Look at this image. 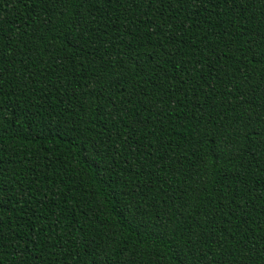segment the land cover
<instances>
[{
  "label": "trees",
  "instance_id": "1",
  "mask_svg": "<svg viewBox=\"0 0 264 264\" xmlns=\"http://www.w3.org/2000/svg\"><path fill=\"white\" fill-rule=\"evenodd\" d=\"M98 7L107 11L97 13L96 43L80 50L57 40L53 60L47 10L38 0H0V63L12 69L0 80V166L12 193L0 204V264H95L93 242L109 238L128 249V264H179L176 242H158L124 218L120 201L129 190L153 206L149 222L169 209L176 219L175 209L187 204L178 229L194 223L206 205L200 224L212 264H264V142L240 138L241 159L219 164V171L204 167L215 160L216 147L204 134L224 131L215 117L231 130V120L243 124L251 114L256 131L264 128V117H256L264 112V64L258 63L264 0L207 11L196 0L183 7L176 0ZM117 54L160 67L136 77L140 91L130 112L105 121L88 84L97 74L110 75L98 68L99 56L107 61ZM221 65L228 76H218ZM121 98L113 93L117 103ZM77 125L84 131H68ZM89 138L102 146L93 157L83 143ZM200 188L195 197L192 189Z\"/></svg>",
  "mask_w": 264,
  "mask_h": 264
},
{
  "label": "snow or ice",
  "instance_id": "2",
  "mask_svg": "<svg viewBox=\"0 0 264 264\" xmlns=\"http://www.w3.org/2000/svg\"><path fill=\"white\" fill-rule=\"evenodd\" d=\"M38 2L48 12L47 16L43 18V23L46 32L50 33V36L47 37L46 45L50 49L49 58L54 60L59 54L54 44L57 40L61 44H67L80 50H82L85 45L95 44L99 39L97 35L98 28L94 27L98 24V20L96 19L97 13L107 11L105 8L98 7V5L110 6L114 2L119 3L120 0H38ZM127 2L133 6H139L143 3L154 6L157 3H162L163 0H127ZM168 2L171 3L172 0H168ZM176 2L183 7V5L190 3V0H176ZM239 3L240 0H196L197 7L203 6L206 11L208 6L215 8L217 5L223 4L235 7ZM107 19L111 20L110 14H108ZM38 35L40 39H45L43 34ZM116 39H119V37H116ZM122 43L126 42L122 41ZM25 47H27V45H25ZM95 51L98 52V49ZM106 51L107 49L105 48V52ZM252 55H257L255 50H253ZM129 57H131V59H129ZM259 57L258 63L264 64V51L259 53ZM93 58H96L95 55ZM99 60L100 63L98 68L101 71L110 73V75L97 74V78L89 82L88 89L91 96L94 97V101L99 102L96 106V110L100 112L103 119L105 121L115 120L117 115L121 112H130L131 108L136 103L135 97L139 95L140 91L136 87V77L147 76L148 68H153L155 70L158 69L160 65L158 63L146 62L143 56L136 58L133 55L121 57L117 54L115 57H109L107 61H105L104 55H100ZM136 60L141 62L139 67L135 63ZM197 70L203 71L202 68ZM5 71L9 73L12 71L11 64L5 66L0 63V80L3 79ZM219 73H224L225 76H228L223 65L217 69L218 76ZM262 79H264V76H262ZM191 82L192 81L189 79L183 83L187 86V84ZM227 84L228 86L232 85L231 77H228ZM122 89L124 91H122ZM129 89L132 90L130 91ZM193 91H195V88H193ZM213 91H215L214 88ZM113 93L118 97L122 96V98L119 99V103L112 99ZM247 102L246 100L241 101L242 104ZM109 107H111V111H108ZM233 111H235V106H233ZM238 116L239 114L237 113V117ZM256 117H264V112H257ZM224 119H228V117H224ZM244 120L247 122L243 124H241L239 118L231 120L230 124L232 127L231 130H229V128L223 126L219 116L215 117L214 126L217 129L224 128V131L213 133L212 130L209 129L204 134L205 139H211L216 145L215 160H213L210 165L205 164V169L212 167L219 171V164L226 163L229 160L241 159V154L245 151V144L249 138H253L254 140L255 138H261L262 142H264V128L260 131H256L255 118L253 115L249 114ZM59 131L62 132L64 129H60ZM68 131L80 132L84 131V129L77 125L75 128H70ZM89 131L92 130L89 129ZM233 135L235 138L232 139L230 143L229 140ZM240 138L244 139L245 144L239 143ZM200 142L204 143L205 140H201ZM83 143L88 157L97 155V149L99 151L102 150L101 144L97 141H92L90 138ZM247 149L250 155H254L255 149L252 145L248 144ZM2 163V158H0V164ZM231 178L232 177H229V179ZM144 187H148V185L145 184ZM137 188H139V186H137ZM203 190L205 189H192V194H194L195 197H199L200 191ZM11 195L12 193L7 186V169L0 166V204ZM17 195L21 199L24 198L22 193H17ZM138 195L139 192L133 195L132 190H129L120 201L121 213L130 226L136 231H143L154 235L158 242H176L174 255L179 264H212V261L208 259L203 249V245L209 241L206 239L207 233L201 230L202 226L200 224V220L204 219L209 214L206 205L204 206L205 210L203 214L198 219L193 217L194 223L189 221L190 226L188 228L185 229L180 225L178 229V222L180 218L184 216L183 210L188 208L187 204L181 205L180 208L175 209V212L179 213L176 219H170L173 215V209H169V211L163 215L158 211L154 212L152 222H149L148 210L153 206L147 205V207H145L147 202L141 203L138 201ZM185 195H190V193L186 192ZM141 200H143L142 197ZM192 207H195V205L193 204ZM212 211H215V209ZM0 223H2V221H0ZM180 234L183 236V243L178 242ZM93 244L95 245L93 248V260L95 264H128V257L125 255L128 249L115 247V245L112 244L111 238L108 240L94 241ZM89 247H92V245H89ZM194 248L196 251L192 252L191 256H189V250ZM197 254L200 255V260L198 261L195 260Z\"/></svg>",
  "mask_w": 264,
  "mask_h": 264
}]
</instances>
